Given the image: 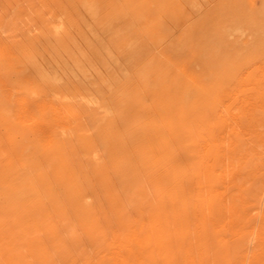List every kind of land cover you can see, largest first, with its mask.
Here are the masks:
<instances>
[{
	"label": "rangeland",
	"instance_id": "obj_1",
	"mask_svg": "<svg viewBox=\"0 0 264 264\" xmlns=\"http://www.w3.org/2000/svg\"><path fill=\"white\" fill-rule=\"evenodd\" d=\"M254 5L0 0V264H264V142L219 84Z\"/></svg>",
	"mask_w": 264,
	"mask_h": 264
},
{
	"label": "bare ground",
	"instance_id": "obj_2",
	"mask_svg": "<svg viewBox=\"0 0 264 264\" xmlns=\"http://www.w3.org/2000/svg\"><path fill=\"white\" fill-rule=\"evenodd\" d=\"M251 2L256 7V11H264V0H251ZM180 3V2H179ZM131 5V4H130ZM241 14V12H239ZM264 14V13H263ZM235 20V19H234ZM246 27L249 30L248 36L246 38L242 39L241 42V50H243L245 53L242 54L241 60L238 62V64L235 66V70H227L223 73V75L219 76L220 79V85L224 86L226 88L225 94L220 99L222 103H224V119L223 121L226 122L227 126L233 129L234 132H237L240 134L243 129L242 124V118L245 117L248 119V122L253 126L252 131L255 132V134L258 136L259 142H264V132H260L258 130L257 124H256V118L253 116V113H249L246 110V107L249 105V103L255 102L257 106L263 107L264 106V18L259 17L258 15H250L246 19ZM208 28V27H207ZM17 38V37H16ZM116 44V43H115ZM232 50V49H231ZM236 58V57H235ZM239 60V59H238ZM159 61V60H158ZM162 61V60H161ZM229 62V61H228ZM227 62V63H228ZM161 64V63H160ZM168 86V85H167ZM147 87V86H146ZM185 91V90H184ZM254 91L256 95L250 96L249 92ZM162 92V91H161ZM181 95V94H180ZM180 100V99H179ZM162 101V100H161ZM173 101V100H172ZM158 102V100H157ZM164 101H162L163 103ZM236 102H241L240 108L241 111L234 112L232 111L233 105ZM161 103V104H162ZM163 105V104H162ZM169 106V104H168ZM171 107V105H170ZM169 107V108H170ZM173 110V109H172ZM178 114V113H177ZM185 115V114H184ZM255 118V119H254ZM134 121V120H133ZM256 124V125H255ZM74 127V126H73ZM79 127V126H78ZM242 128V129H241ZM65 131V130H64ZM69 132V131H68ZM247 132V131H246ZM67 132L63 133L66 134ZM121 133V131H120ZM125 133V132H124ZM248 133V132H247ZM62 134V135H63ZM69 134V133H68ZM122 134V133H121ZM126 134V133H125ZM70 135V134H69ZM68 135V136H69ZM72 135H74L72 133ZM253 135V134H252ZM67 136V135H65ZM254 136V135H253ZM70 138V137H69ZM117 138V137H116ZM191 138V137H190ZM91 140V139H89ZM82 141V140H81ZM5 143V142H4ZM72 143V142H71ZM1 144V143H0ZM74 144V143H72ZM72 144H70L72 146ZM75 145V144H74ZM93 146V145H92ZM250 146V145H249ZM74 147V152L76 153L78 150L75 149V146H72L71 149ZM87 146L85 145V148ZM4 148V147H3ZM77 150V151H76ZM93 150V149H92ZM91 151V149H90ZM96 151V150H95ZM94 151V152H95ZM72 152V151H71ZM78 153V152H77ZM39 154V153H38ZM84 154H87L84 153ZM90 154V153H88ZM93 154V153H92ZM97 154V151H96ZM95 154V155H96ZM40 155V154H39ZM74 155V154H73ZM100 155V154H98ZM84 156V155H83ZM92 156V155H91ZM75 156H73L74 158ZM86 157H88L86 155ZM98 157V156H97ZM79 158V157H78ZM77 158V160H78ZM89 158V157H88ZM76 159V158H75ZM82 158L80 157V160ZM92 158H89L91 162ZM98 159V158H97ZM79 160V161H80ZM44 161V160H43ZM82 161V160H81ZM96 161V157H95ZM99 161V160H98ZM96 161V164L98 163ZM4 162H6L4 160ZM77 163V161H75ZM101 162V161H100ZM7 163V162H6ZM82 163V162H81ZM81 163H77V165L81 166ZM93 163V162H92ZM8 164V163H7ZM83 164V163H82ZM94 164V163H93ZM84 165V164H83ZM92 165V164H91ZM85 166V165H84ZM98 166V165H97ZM12 167V166H11ZM82 167V166H81ZM79 167L78 169H80ZM94 167V166H93ZM92 167V168H93ZM228 167V165H227ZM50 168V167H49ZM85 168V167H84ZM83 168V170H84ZM95 168V167H94ZM48 170V169H47ZM82 170V171H83ZM104 170V169H103ZM107 170V169H106ZM80 171V170H79ZM87 171V170H86ZM63 172V171H62ZM81 173V172H80ZM83 174V173H82ZM85 174V173H84ZM87 174V173H86ZM106 174V173H105ZM89 175V174H88ZM110 175V173H109ZM108 175V177H109ZM88 177V176H87ZM106 177V176H105ZM201 177V176H200ZM203 177V176H202ZM86 178V177H85ZM90 178V177H89ZM110 178V177H109ZM63 179V177H62ZM84 179V178H83ZM88 179V178H87ZM89 180V179H88ZM110 180H112L110 178ZM87 181V180H84ZM100 181V180H99ZM98 181V182H99ZM90 182V181H89ZM88 181L86 183H89ZM113 182V181H112ZM50 183V182H48ZM93 183V182H92ZM67 184V183H66ZM107 184V182H105ZM88 185V184H87ZM94 183L91 185H88L87 188L94 187ZM108 185V184H107ZM252 185V184H251ZM92 189V188H91ZM90 188L88 189V191ZM96 189L94 188V191ZM118 190V189H117ZM73 191V190H72ZM206 191V190H205ZM97 192V191H96ZM112 193L116 192L114 190L111 191ZM119 193V191H117ZM73 193V192H72ZM95 193V192H94ZM74 194V193H73ZM91 194V193H90ZM93 195V194H92ZM96 196V195H95ZM94 200V199H93ZM66 201V200H65ZM89 201V198H88ZM74 203V202H73ZM72 204V203H71ZM124 204V203H123ZM67 205V204H66ZM73 205V204H72ZM263 205V204H262ZM64 206V205H63ZM70 207V205H67ZM83 206V205H79ZM77 207V206H76ZM85 207V206H84ZM121 208V207H120ZM124 208V207H123ZM179 208V207H178ZM74 209H78L74 208ZM83 209V208H82ZM99 209V208H98ZM123 210V209H122ZM79 212V211H78ZM83 212V211H80ZM102 212V211H101ZM104 212V211H103ZM107 212V211H106ZM119 212V211H118ZM121 212V211H120ZM84 214V213H83ZM78 216V215H77ZM82 216V215H81ZM85 216V215H84ZM106 216V215H104ZM79 218V216H78ZM83 218V216H82ZM93 218V217H92ZM96 218V217H95ZM93 218V219H95ZM105 219V218H104ZM96 220V219H95ZM106 222H108L107 219H105ZM97 221V220H96ZM99 221V220H98ZM90 223V221L88 220ZM95 222V221H93ZM92 222V223H93ZM87 224V223H86ZM91 224V223H90ZM94 224V223H93ZM109 223H107L108 225ZM95 226V225H94ZM93 227V225H92ZM101 229V228H100ZM99 229V230H100ZM95 230V228H94ZM99 253V252H98ZM121 253V251H120ZM96 254V253H95ZM97 255V254H96ZM121 255V254H120ZM111 257V256H110ZM64 264V263H63Z\"/></svg>",
	"mask_w": 264,
	"mask_h": 264
}]
</instances>
